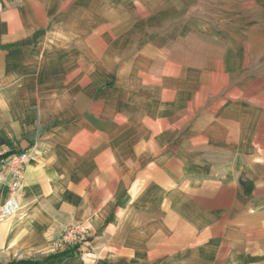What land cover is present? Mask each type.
Masks as SVG:
<instances>
[{
	"label": "crops",
	"instance_id": "0c3cea01",
	"mask_svg": "<svg viewBox=\"0 0 264 264\" xmlns=\"http://www.w3.org/2000/svg\"><path fill=\"white\" fill-rule=\"evenodd\" d=\"M204 2L0 0V156L30 154L0 264L72 224L89 241L48 264H264V93L208 104L218 70L175 57Z\"/></svg>",
	"mask_w": 264,
	"mask_h": 264
},
{
	"label": "rangeland",
	"instance_id": "374dc122",
	"mask_svg": "<svg viewBox=\"0 0 264 264\" xmlns=\"http://www.w3.org/2000/svg\"><path fill=\"white\" fill-rule=\"evenodd\" d=\"M203 5L206 6V14H194L190 19L202 22L199 31L202 40L197 42L194 39L188 41L189 37L184 39L186 44L178 48L183 49L184 54L177 52L175 57L192 63L196 58L192 50L197 45L200 52L206 53L210 70H218L220 75L214 76L215 74L209 72L205 77L208 104L220 103V96L213 95L218 91H222L224 101L230 99L229 93L235 88L246 92L253 87L264 93V0H205ZM188 43L189 47L186 46ZM187 49L189 54H185ZM215 112L217 113L207 111V120L213 118ZM58 234L54 242L60 240L61 232ZM83 244L67 248L60 245L56 252L51 250L52 253L47 258L51 259L66 250L73 254ZM47 258L46 264L49 262ZM59 259L61 258L54 260L57 262Z\"/></svg>",
	"mask_w": 264,
	"mask_h": 264
},
{
	"label": "built area",
	"instance_id": "2783aa9c",
	"mask_svg": "<svg viewBox=\"0 0 264 264\" xmlns=\"http://www.w3.org/2000/svg\"><path fill=\"white\" fill-rule=\"evenodd\" d=\"M29 158V151L3 150L1 152L0 169H2L4 174L3 178H6L5 175L11 177V182L9 184L11 194L9 198L0 205V223L14 216L19 210L17 194L21 187L22 177ZM60 232V240L58 242L53 241V252H56L60 245L65 248L77 244L81 246V244L86 242L90 237V228L82 224L64 226Z\"/></svg>",
	"mask_w": 264,
	"mask_h": 264
},
{
	"label": "trees",
	"instance_id": "16d2710c",
	"mask_svg": "<svg viewBox=\"0 0 264 264\" xmlns=\"http://www.w3.org/2000/svg\"><path fill=\"white\" fill-rule=\"evenodd\" d=\"M72 255V252L69 250L57 253L56 255L52 256V258H63ZM50 258H47L49 260ZM29 264H40L39 261H30Z\"/></svg>",
	"mask_w": 264,
	"mask_h": 264
}]
</instances>
